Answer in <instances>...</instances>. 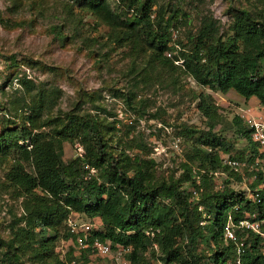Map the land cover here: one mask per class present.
Wrapping results in <instances>:
<instances>
[{
	"label": "trees",
	"instance_id": "1",
	"mask_svg": "<svg viewBox=\"0 0 264 264\" xmlns=\"http://www.w3.org/2000/svg\"><path fill=\"white\" fill-rule=\"evenodd\" d=\"M70 1L98 17L113 33L114 42L148 52V62L177 70L203 87L222 93L233 90L244 99L255 97L264 106V0H257L263 7L253 13L232 8L226 35L220 34L211 15H203L187 43L174 39L175 30L186 23L178 6L166 12L156 0H116L121 5L117 8L111 0ZM53 31L57 40L66 39L60 26ZM6 60L9 68L18 67L14 55ZM177 60L182 62L176 64ZM18 81L29 99L16 98L10 107L0 102V109L12 115L0 117V161L12 160L4 177L23 197V215L8 225L7 235L0 233V264L92 263L93 256L101 255L91 247L77 248L76 236L67 227L73 215L87 219L84 222L97 219L91 237L108 243L112 252L129 248L125 255L129 264H152L154 259L160 264H233L235 244L223 236L228 218L237 222L254 215L264 232V170L251 168L264 149L251 139L247 127L237 128L247 140V152L229 156L246 166L237 170L224 163L221 154H229L231 145L221 135L208 134L185 152L178 177L160 179L154 159L126 152L133 145L124 142L125 148L111 150L115 127L104 118L72 110L53 114L55 89L34 91L36 85L25 76ZM115 95L130 104L135 101L133 91ZM84 97L96 104L94 95ZM198 108L206 117L216 112L205 97ZM234 119L240 124L238 117ZM75 141L84 153L64 161V144ZM134 146L139 154L146 150L140 141ZM85 164L96 174L88 176ZM222 175L226 177L218 185ZM246 175L250 195L258 194L259 202L230 187V180L241 181ZM237 234L245 242L243 264H264V236L240 230ZM60 241L71 243L63 254L56 250ZM104 263L116 264L111 258Z\"/></svg>",
	"mask_w": 264,
	"mask_h": 264
},
{
	"label": "rangeland",
	"instance_id": "2",
	"mask_svg": "<svg viewBox=\"0 0 264 264\" xmlns=\"http://www.w3.org/2000/svg\"><path fill=\"white\" fill-rule=\"evenodd\" d=\"M166 9L180 7L186 23L175 30L176 37L187 43L188 35L195 33L203 15H211L220 34L230 33L233 21L232 8L247 9L251 13L263 7L257 0H156ZM114 8L121 6L111 0ZM70 0H0V102L11 105L16 98L29 99L18 79L25 76L36 85V90H56L53 114L69 110L78 114L91 113L105 119L115 127L111 132L112 151H120L123 143L133 147L126 152L133 156L152 158L156 163L158 178L178 177L184 154L199 136L221 135L230 145L229 156L247 152V140L237 133L238 126H245V117L264 114V106L255 97L244 99L233 90L222 93L196 84L191 77L171 70L157 62H148L149 53L134 51L126 43L114 42L109 28L98 17L72 4ZM60 26L66 39L54 38L53 27ZM14 55L18 67L9 68L6 57ZM29 61L30 64H27ZM42 65L54 67L46 70ZM9 80L7 81V76ZM134 82L137 85L132 86ZM133 91L135 101L127 103L115 93ZM85 93L94 95L96 106ZM215 107V114L206 117L198 108L200 99ZM12 119L4 108L0 117ZM234 117L240 119L236 124ZM213 124V128H211ZM191 131V132H190ZM140 141L146 150L138 149ZM84 148L78 141L64 144L63 160L68 161ZM12 160L0 161V233L7 235L8 225L23 215V197L7 185L4 174ZM244 172V169L242 170ZM226 176L217 178L222 184ZM252 180V179H251ZM235 191L251 194L250 178L230 180ZM263 186V185H262ZM260 186V188L262 187ZM75 215L73 219L77 220ZM87 219L82 218L77 221ZM94 224L98 225L95 219ZM71 243L60 241L56 250L67 251ZM108 256L92 257L90 264H105ZM113 259V258H111ZM152 264H160L155 259Z\"/></svg>",
	"mask_w": 264,
	"mask_h": 264
},
{
	"label": "built area",
	"instance_id": "3",
	"mask_svg": "<svg viewBox=\"0 0 264 264\" xmlns=\"http://www.w3.org/2000/svg\"><path fill=\"white\" fill-rule=\"evenodd\" d=\"M175 36L176 34L174 33V37ZM170 54L171 53H167V56H170ZM181 62V60L175 61L176 64H180ZM245 123L247 125V129L250 131L251 139L264 149V114H260L256 117L248 114V116L245 117ZM224 163L237 170L242 166H246L244 162L238 160L224 159ZM251 168L255 171L264 170V154L254 160ZM84 169L87 171L88 176L96 174V169L89 164H85ZM254 178L255 176H253L252 179ZM193 194L196 195V192L193 191ZM251 197L258 202L260 201L258 194L251 195ZM67 227L69 232L76 236L75 244L77 248L86 249L87 247H91L101 256H108L113 253L108 243L100 240L98 237H91L90 232L97 227L96 224L68 218ZM236 230L250 231L262 236H264V232L261 230V221L255 219L254 215L242 218L237 222H233L230 217L228 218L227 223L223 227V236L226 240L235 244L236 256L233 264H243L242 256L245 252V242L243 239L238 237ZM146 234L153 235V233L149 231H146ZM129 252V248L119 247L114 251V255H112L111 258H113L116 264H129L125 256Z\"/></svg>",
	"mask_w": 264,
	"mask_h": 264
},
{
	"label": "crops",
	"instance_id": "4",
	"mask_svg": "<svg viewBox=\"0 0 264 264\" xmlns=\"http://www.w3.org/2000/svg\"><path fill=\"white\" fill-rule=\"evenodd\" d=\"M251 196V195H250Z\"/></svg>",
	"mask_w": 264,
	"mask_h": 264
}]
</instances>
